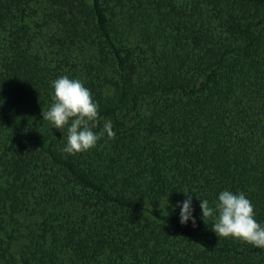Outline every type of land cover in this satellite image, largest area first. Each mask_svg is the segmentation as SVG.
Segmentation results:
<instances>
[{
  "label": "trees",
  "instance_id": "trees-1",
  "mask_svg": "<svg viewBox=\"0 0 264 264\" xmlns=\"http://www.w3.org/2000/svg\"><path fill=\"white\" fill-rule=\"evenodd\" d=\"M61 75L114 137L62 151ZM225 188L264 223V0H0V264H264L201 219Z\"/></svg>",
  "mask_w": 264,
  "mask_h": 264
},
{
  "label": "clouds",
  "instance_id": "clouds-1",
  "mask_svg": "<svg viewBox=\"0 0 264 264\" xmlns=\"http://www.w3.org/2000/svg\"><path fill=\"white\" fill-rule=\"evenodd\" d=\"M52 103L41 112L52 128L64 129L67 125L66 142L63 152L72 155L85 152L97 145L102 137L115 136L113 123L105 119L103 126L96 129L99 119V105L93 99L91 90L83 81L69 75H61L51 81ZM179 222L189 221L195 226L192 195L178 201ZM201 219L211 217V230L218 236L243 240L258 248H264V223L256 219L254 206L244 192L223 189L210 204L207 199H199Z\"/></svg>",
  "mask_w": 264,
  "mask_h": 264
},
{
  "label": "rangeland",
  "instance_id": "rangeland-1",
  "mask_svg": "<svg viewBox=\"0 0 264 264\" xmlns=\"http://www.w3.org/2000/svg\"><path fill=\"white\" fill-rule=\"evenodd\" d=\"M170 205V203L164 202L157 206H151L150 208L156 211H159L161 213L166 212L167 207Z\"/></svg>",
  "mask_w": 264,
  "mask_h": 264
}]
</instances>
